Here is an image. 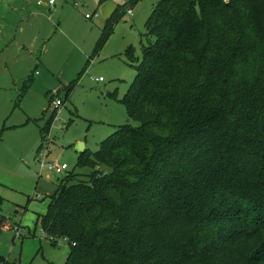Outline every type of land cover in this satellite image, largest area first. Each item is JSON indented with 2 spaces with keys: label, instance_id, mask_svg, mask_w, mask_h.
Instances as JSON below:
<instances>
[{
  "label": "trees",
  "instance_id": "1",
  "mask_svg": "<svg viewBox=\"0 0 264 264\" xmlns=\"http://www.w3.org/2000/svg\"><path fill=\"white\" fill-rule=\"evenodd\" d=\"M144 38L120 100L137 125L80 153L92 174L61 182L36 224L67 239V264H264V0H160Z\"/></svg>",
  "mask_w": 264,
  "mask_h": 264
},
{
  "label": "rangeland",
  "instance_id": "2",
  "mask_svg": "<svg viewBox=\"0 0 264 264\" xmlns=\"http://www.w3.org/2000/svg\"><path fill=\"white\" fill-rule=\"evenodd\" d=\"M159 1L105 2L110 8L132 5L134 14H123L96 53L107 20L100 0H78V6L55 0L53 8L38 0H0V215L4 225L20 228L15 234L0 226V256L9 264H67L70 244L54 245L37 218L61 182L92 174L91 167L77 166L80 144L96 153L120 126L137 125L120 100L136 78L146 22ZM95 11L99 17L86 18ZM58 99L64 105L43 139L41 129L55 109L51 102ZM39 152H47V163H66L67 172L43 169Z\"/></svg>",
  "mask_w": 264,
  "mask_h": 264
},
{
  "label": "built area",
  "instance_id": "3",
  "mask_svg": "<svg viewBox=\"0 0 264 264\" xmlns=\"http://www.w3.org/2000/svg\"><path fill=\"white\" fill-rule=\"evenodd\" d=\"M73 2L76 6H78L80 4L78 2V0H73ZM55 3H56L55 0H38V2H37L38 6H47L49 8H53V6H55ZM127 13L129 15H133V9L129 8L127 10ZM94 17L95 18L99 17V13L95 12L92 15L91 14L86 15L87 19H92ZM100 81H102V79H100ZM63 105H64V103L60 99L53 101V106L55 109H58L59 107H61ZM46 156H47V152H39V154H38V160H39V163L43 169H46L49 172H53V173H56L59 175L66 173V171L68 170V165L66 163H61V164L60 163H53V162L47 163L46 162ZM1 229L5 230V231H13L15 234H19V232H20V228L12 227L9 225H4V224L1 226ZM62 241H67V239H62L61 241L59 240L57 242V244H60V242H62Z\"/></svg>",
  "mask_w": 264,
  "mask_h": 264
},
{
  "label": "crops",
  "instance_id": "4",
  "mask_svg": "<svg viewBox=\"0 0 264 264\" xmlns=\"http://www.w3.org/2000/svg\"><path fill=\"white\" fill-rule=\"evenodd\" d=\"M108 0H105V1H103V2H101V0H100V4L102 5V7H101V12L103 13V15L105 16V18L107 17V19L114 13V11L115 10H117L118 9V7L116 8L115 6L114 7H112V8H110V6H108V4L107 3H105V2H107ZM56 4V3H55ZM130 8H132V5H131V7ZM95 12H98V11H95ZM94 12V13H95ZM125 13H126V11H125ZM134 14V13H133ZM87 15V14H86ZM19 46L21 47L22 46V44L20 43L19 44ZM64 103V102H63ZM67 172V171H66ZM48 208V207H47ZM47 212V211H46ZM42 215H44V214H42ZM1 216V215H0ZM1 217H3V216H1ZM4 218V217H3ZM22 227V226H21ZM0 257H2V256H0ZM4 258V257H3ZM11 264V263H10ZM13 264H16V263H13Z\"/></svg>",
  "mask_w": 264,
  "mask_h": 264
},
{
  "label": "water",
  "instance_id": "5",
  "mask_svg": "<svg viewBox=\"0 0 264 264\" xmlns=\"http://www.w3.org/2000/svg\"><path fill=\"white\" fill-rule=\"evenodd\" d=\"M80 147H82L81 150H80L81 151L80 153H83L85 151L84 148H83V145L80 144Z\"/></svg>",
  "mask_w": 264,
  "mask_h": 264
},
{
  "label": "snow or ice",
  "instance_id": "6",
  "mask_svg": "<svg viewBox=\"0 0 264 264\" xmlns=\"http://www.w3.org/2000/svg\"><path fill=\"white\" fill-rule=\"evenodd\" d=\"M230 2V0H225V3H229Z\"/></svg>",
  "mask_w": 264,
  "mask_h": 264
}]
</instances>
